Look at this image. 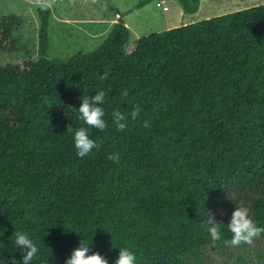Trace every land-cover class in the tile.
Instances as JSON below:
<instances>
[{"label": "trees", "instance_id": "16d2710c", "mask_svg": "<svg viewBox=\"0 0 264 264\" xmlns=\"http://www.w3.org/2000/svg\"><path fill=\"white\" fill-rule=\"evenodd\" d=\"M177 1L185 13L200 4ZM36 11L39 55L0 64V255L9 264L20 256L16 231L37 243L33 264H63L81 240L108 264L118 246L137 264H190L231 246L234 206L264 225V3L135 40L120 13L95 49L64 61L46 57L51 13ZM22 22L0 17V53ZM100 88L107 126H87L98 147L79 157L67 126H86L73 107ZM136 106L118 130L113 109Z\"/></svg>", "mask_w": 264, "mask_h": 264}, {"label": "rangeland", "instance_id": "374dc122", "mask_svg": "<svg viewBox=\"0 0 264 264\" xmlns=\"http://www.w3.org/2000/svg\"><path fill=\"white\" fill-rule=\"evenodd\" d=\"M140 0H0V17L8 13L21 15L23 22L13 32L17 42L0 53V64L20 63L39 55L37 7L50 10L45 55L52 60H66L95 49L104 39L120 12L130 29V40L193 23L228 12L264 3V0H200L194 13L183 12L177 0H151L139 8ZM160 2L158 6L156 3ZM162 6H167L163 10ZM130 11V12H129ZM244 258L239 257V255ZM264 255V236L243 246L216 245L206 249L190 264H255ZM257 264H264V256Z\"/></svg>", "mask_w": 264, "mask_h": 264}, {"label": "clouds", "instance_id": "9594fccd", "mask_svg": "<svg viewBox=\"0 0 264 264\" xmlns=\"http://www.w3.org/2000/svg\"><path fill=\"white\" fill-rule=\"evenodd\" d=\"M108 76L107 72L101 73L100 80H104ZM94 94L87 95L80 99L78 107H73L79 113V119L86 126L72 128L67 126V131L71 134L72 145L79 157L89 155L95 148L98 147L97 141L89 135V127L103 130L107 126L105 119V103L106 92L103 88L93 89ZM127 96V92L123 93ZM140 107H134L128 115L119 109H113L111 118L115 127L118 130H123L127 127L126 121L129 118H136L139 115ZM148 121H144V126L147 127ZM107 158L114 162L119 161L118 153H108ZM223 215V212H221ZM214 214L208 213L205 219L208 232L213 239L221 238V225L217 223ZM227 229L231 233L230 241H227L232 246L240 245L242 242L251 243L256 237L264 234V225H259L249 214V209L244 206H234L227 219ZM3 233V228H0V234ZM15 251L20 252L17 264H33L34 257L38 256L40 249L37 243L25 231H16L14 236ZM19 246V247H17ZM118 254L113 260V264H137L136 253L128 246H118ZM0 264H9V261L4 255H0ZM63 264H108V260L100 253L89 251V243H84L83 240L79 245L72 248L70 254L64 258Z\"/></svg>", "mask_w": 264, "mask_h": 264}, {"label": "crops", "instance_id": "0c3cea01", "mask_svg": "<svg viewBox=\"0 0 264 264\" xmlns=\"http://www.w3.org/2000/svg\"><path fill=\"white\" fill-rule=\"evenodd\" d=\"M116 10V14H118V16H119V14L120 13H125V15L128 13V12H120L118 9H115ZM130 12V11H129ZM126 24V23H125Z\"/></svg>", "mask_w": 264, "mask_h": 264}, {"label": "built area", "instance_id": "2783aa9c", "mask_svg": "<svg viewBox=\"0 0 264 264\" xmlns=\"http://www.w3.org/2000/svg\"><path fill=\"white\" fill-rule=\"evenodd\" d=\"M156 4L159 6L161 3L160 2H157ZM162 9L163 10H167V6H162Z\"/></svg>", "mask_w": 264, "mask_h": 264}]
</instances>
